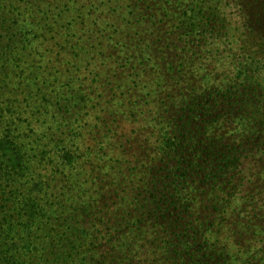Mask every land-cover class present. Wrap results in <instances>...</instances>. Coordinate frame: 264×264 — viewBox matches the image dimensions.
Wrapping results in <instances>:
<instances>
[{"label":"trees","instance_id":"1","mask_svg":"<svg viewBox=\"0 0 264 264\" xmlns=\"http://www.w3.org/2000/svg\"><path fill=\"white\" fill-rule=\"evenodd\" d=\"M137 1L157 16L160 31L169 19L173 27L189 22L196 30L219 2ZM79 6L83 23L66 24L68 1L56 16L53 5L46 11L27 0H0V264H222L220 254L201 244L197 228L185 223L195 189L186 185L188 161L201 159L199 146L188 156L186 149L198 132L186 129L181 112L166 102L165 113L176 122L163 120L167 127L156 141L164 168L149 169L146 154H132L142 102L119 92L137 89L143 72L127 80L120 73L146 62L130 50L129 59L114 65L100 53L108 48L102 38L90 46ZM236 73L248 83V65L241 63ZM196 88V82L182 92L176 86L169 98L192 109ZM124 113L127 119L119 121ZM215 148L204 151L208 158ZM221 161L237 164L231 155Z\"/></svg>","mask_w":264,"mask_h":264},{"label":"rangeland","instance_id":"2","mask_svg":"<svg viewBox=\"0 0 264 264\" xmlns=\"http://www.w3.org/2000/svg\"><path fill=\"white\" fill-rule=\"evenodd\" d=\"M27 1L46 11L53 5L56 16L70 2L71 11L63 18L66 24L79 20L75 8L83 6L86 40L91 41L86 43L94 47L102 38L108 48L104 46L100 53L112 58L113 64L129 59L130 50L142 55L143 68L120 73V80H127L143 72L137 89L126 86L119 92L125 100L142 102L141 127L136 131L139 142L132 154H146L149 169L164 168L156 141L167 127L163 120L176 122V116L167 115L164 108V103H174L186 129L198 132L186 149L187 156L194 152L192 147H200L197 157L201 159L188 161L186 185L195 189L186 194L191 210L185 223L197 228L201 244L220 254L222 264H264V0H219L218 10L200 19L198 29L190 28L189 22L173 27L169 19L163 31L154 24L157 16L145 13L147 7L137 0ZM208 19L213 24L207 25ZM241 63L248 65V83L237 78ZM119 82H114L116 89ZM193 82L199 101L190 112V103H178L169 95L172 88L182 92ZM126 119L124 113L119 121ZM153 133L154 140L148 139ZM211 145L216 146L214 157L208 158L204 151ZM230 155L237 161L234 167L221 161Z\"/></svg>","mask_w":264,"mask_h":264}]
</instances>
